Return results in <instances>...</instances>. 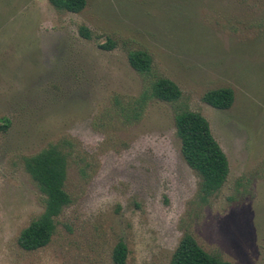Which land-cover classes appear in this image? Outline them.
Segmentation results:
<instances>
[{"label":"rangeland","instance_id":"1","mask_svg":"<svg viewBox=\"0 0 264 264\" xmlns=\"http://www.w3.org/2000/svg\"><path fill=\"white\" fill-rule=\"evenodd\" d=\"M108 39L111 50L101 47ZM134 50L151 55L150 73L131 66ZM158 77L175 81L182 98L148 99L133 119ZM221 87L235 93L226 110L203 99ZM180 108L207 118L230 162L204 205L181 152ZM4 118L0 264H114L120 241L127 264H171L185 231L233 264H264V0H87L79 13L0 0ZM50 144L67 154L72 202L49 244L28 251L18 238L46 197L23 158Z\"/></svg>","mask_w":264,"mask_h":264},{"label":"trees","instance_id":"2","mask_svg":"<svg viewBox=\"0 0 264 264\" xmlns=\"http://www.w3.org/2000/svg\"><path fill=\"white\" fill-rule=\"evenodd\" d=\"M49 2L58 10L73 13L81 12L87 5V0H49ZM80 33L86 39L92 38V32L86 26L80 27ZM101 47L111 50L115 47V42L108 39ZM128 57L131 66L136 71L142 74L151 72L153 61L148 52L134 50L129 53ZM182 95L183 92L175 81L166 77H158L151 82L148 90L137 102L139 108L137 106L132 110V118L140 119V114L148 99L176 103ZM203 99L217 109L226 110L232 107L235 93L230 87H221L208 91ZM9 124V119H1L0 130H6ZM175 124L177 135L181 140L182 155L187 164L200 177L198 197L199 202L204 205L222 189L228 180L230 173L228 156L215 138L209 121L201 113L180 108L176 112ZM61 146L50 144L40 152L23 158L26 171L46 197L44 212L24 228L18 238L20 246L28 251L49 244L57 229V218L72 202L71 196L65 189L68 160ZM128 253L127 244L124 241L118 242L113 251L114 264H127ZM171 264L233 263L218 254L206 251L193 233L185 231L174 251Z\"/></svg>","mask_w":264,"mask_h":264}]
</instances>
